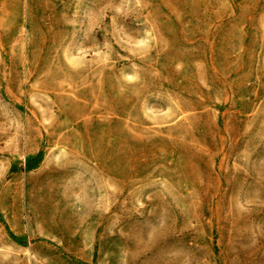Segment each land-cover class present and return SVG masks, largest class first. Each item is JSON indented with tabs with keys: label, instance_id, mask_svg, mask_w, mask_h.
<instances>
[{
	"label": "rangeland",
	"instance_id": "1",
	"mask_svg": "<svg viewBox=\"0 0 264 264\" xmlns=\"http://www.w3.org/2000/svg\"><path fill=\"white\" fill-rule=\"evenodd\" d=\"M0 264H264V0H0Z\"/></svg>",
	"mask_w": 264,
	"mask_h": 264
}]
</instances>
